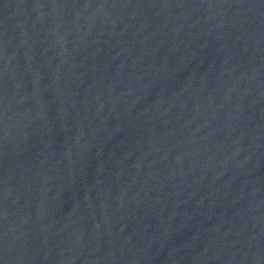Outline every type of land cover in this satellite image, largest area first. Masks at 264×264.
<instances>
[{
	"label": "water",
	"instance_id": "95a60500",
	"mask_svg": "<svg viewBox=\"0 0 264 264\" xmlns=\"http://www.w3.org/2000/svg\"><path fill=\"white\" fill-rule=\"evenodd\" d=\"M0 264H264V0H0Z\"/></svg>",
	"mask_w": 264,
	"mask_h": 264
}]
</instances>
